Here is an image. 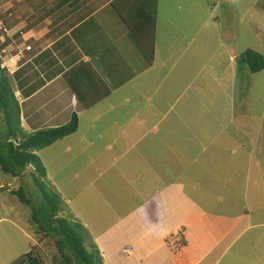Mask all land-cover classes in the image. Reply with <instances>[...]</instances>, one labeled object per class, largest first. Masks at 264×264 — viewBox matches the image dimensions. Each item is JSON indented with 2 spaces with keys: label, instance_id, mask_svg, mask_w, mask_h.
<instances>
[{
  "label": "rangeland",
  "instance_id": "rangeland-1",
  "mask_svg": "<svg viewBox=\"0 0 264 264\" xmlns=\"http://www.w3.org/2000/svg\"><path fill=\"white\" fill-rule=\"evenodd\" d=\"M5 1H9V5L15 3V10L19 11L24 5L20 0ZM155 1L154 13L157 23L153 61L139 46L136 53L137 59L141 61H135V48H131L129 43L136 46L137 42L112 8L104 9L95 18L98 40L114 41V36L121 29L126 34L129 33L123 39L121 48L125 63H128L127 55L131 56L133 63L129 64L132 68L125 69L122 77L125 84L118 88L113 87L114 81L104 77L103 80L111 90L110 96L90 110L81 108L78 116L79 129L75 134L37 153L46 168L47 181L68 204L69 211L66 212L81 221L88 231V236L98 242L97 248L101 250L103 264H168L171 253L160 241L159 233L163 227L168 230L171 225L165 219L158 218L156 227L154 223H148L150 229L138 234L142 237L140 245L133 250L135 253L132 252L133 248L131 249L133 236H130V243L123 244V230L135 212L133 208L143 202L140 197L143 196L142 192L140 198L133 197L132 194L125 195L123 192L126 184L120 168L126 161H131V154L128 156L126 150L131 146V149L143 158L156 157L159 163L177 161L175 157L173 159V152L164 145L168 141L181 142V139H185L184 149L191 155L196 153V141L192 139L193 136H189L188 129L196 127L192 123L194 117L228 116L226 128L230 135H224L227 137V143L231 144L229 153L235 151L231 165L240 172L242 179L249 181L246 187L244 184L247 182L241 185L240 182L235 183L215 174L221 160L211 156L210 164H214L211 167L210 180L221 177L227 184H209L212 197L201 201V204L198 200V207V202L195 200L193 203L190 199L187 203L182 201L174 208L173 213L160 207L173 218L177 210L181 216H189L191 212H188V208L190 203H193L191 218L193 219L195 210L199 209V225L196 224L194 231H187V234H194L197 236L196 240L198 234L203 236L207 230L212 233L215 231L213 229L225 221H238V228L226 240V245L236 240L230 249L222 256L216 251L213 261L211 258L203 259V254L200 262L192 261L193 264H264V71L252 74L241 61V55L248 49L264 54V0ZM3 11L0 9V14ZM18 22L19 20L15 21L9 15L6 16V26ZM85 27L86 25H83L81 30ZM3 31L0 28V36ZM89 45L96 58L109 61L111 56L100 51L101 47L94 38L89 40ZM13 52L12 48L8 51L11 54ZM118 56L114 58L116 62L122 59ZM8 61L5 62L6 67L14 64L12 69H15L16 61L10 60L11 65ZM141 62L142 64H137ZM103 65L109 66L105 63ZM144 65L147 67L146 72L143 70ZM105 66L101 68L108 71ZM111 67L118 69L117 71L126 68L123 64ZM12 69L10 70L13 71ZM139 72L144 73L130 81L125 78L128 73L135 75ZM231 93L234 94L235 100V103H232L233 109L231 99L227 98L233 95ZM138 95L141 97L136 99ZM240 112L250 114L252 124L257 127V136L249 128L240 134L231 123L232 114ZM39 114L42 116L44 111ZM141 119H146L148 124L141 126ZM158 119L159 127L155 126L156 130H152V125ZM63 120H66L65 117L51 120L44 126L50 127L59 123L62 125ZM204 121L209 122L212 133L219 135L221 123L215 124L217 121L211 119ZM128 123L130 124L127 125ZM27 130L28 133L33 132L29 126ZM141 132L143 134H140ZM214 133L208 145L213 144L218 151L225 144L221 141L224 135L216 137ZM207 137V134H203L200 138L205 147ZM188 140L192 141V146L188 145ZM240 143L245 144V147L254 146L252 151L256 159L248 160L247 149H242ZM170 147L173 146L170 144ZM132 155L135 156L133 153ZM187 156L181 158L180 162L188 161L190 157ZM200 163H203V160L196 157L194 172L197 179H201L202 175L204 177L207 170L205 164L201 167ZM247 164H250L251 168H247ZM222 168L223 166L221 171ZM189 169L180 167L179 175L183 176ZM112 171L115 172L114 177L110 175ZM26 179L31 180L29 176ZM19 182L18 179L0 171V187L17 189ZM190 187L191 183H187V188ZM30 216L29 207L21 204L16 197L10 196L9 191L0 192V219L3 218L0 221V264L14 263L30 251L31 246L37 247L39 252L42 251L38 243L40 236H37L27 223ZM136 219L143 220L144 217L139 213ZM262 224L263 226L256 227ZM183 235L185 236L186 232ZM105 239L107 241L104 242ZM144 242L148 249L141 246ZM208 244V241L201 243L198 252H207ZM126 245L128 250L124 251ZM41 255L44 264H51L44 251ZM146 255L148 258L143 259ZM236 257L239 258L238 261H235Z\"/></svg>",
  "mask_w": 264,
  "mask_h": 264
},
{
  "label": "crops",
  "instance_id": "crops-1",
  "mask_svg": "<svg viewBox=\"0 0 264 264\" xmlns=\"http://www.w3.org/2000/svg\"><path fill=\"white\" fill-rule=\"evenodd\" d=\"M20 1H22L24 5L19 11L15 10V3L9 5V1L0 0V9L4 10L3 13L0 14V25H3V27L1 25L0 28L4 30L1 32L0 36V58L3 63L2 67H5L12 75V83L15 85L14 87L17 94L16 97L18 98L22 109V124L26 130L28 126L32 129L30 131L33 132L42 128H48L49 126L45 127L44 124L51 120L62 119L63 117L66 119V122L63 120L62 125H64L69 121L72 113H77L78 115L81 113L79 102L62 79V75L72 67V64L76 65L80 62L90 63L102 79L106 77L111 82L114 81L113 87L118 88L125 84L122 77L125 73V69L132 68L129 63L132 64L133 61L131 56L127 55L126 62L128 63L124 62L123 49L121 47H123V39L127 37L129 33L126 34V32L121 29V31L117 32L114 36V41H102L96 38L98 31H95L97 21L95 18L98 17L99 13H101L104 8L109 6L108 4L112 0ZM21 4L22 3H20V5ZM7 15L15 21L19 20V22L17 24L6 26L5 19ZM99 20L103 21L104 19ZM83 25H86V27L81 30ZM93 38L101 47L100 51L111 56V58H108L109 61L95 57L94 51L89 45V40ZM129 46L135 48L133 51L135 61H141V59H137L138 54L136 52L139 50L138 45L136 44V46H134L129 43ZM27 47H30V49H26ZM11 48L14 51L12 54L8 53ZM116 55L122 57V59L117 60L118 62L114 60ZM6 60H9L8 64H10V60H12V62L16 61L15 69H12L14 68V64H10L11 67H6ZM104 63L109 66L103 65ZM122 64L126 67L122 68L123 71H117L118 69L111 67H119V65ZM137 64H142V62ZM103 66H105L108 71L103 70L101 68ZM143 70L145 72L147 71L145 65L143 66ZM115 73H117L118 76L115 77ZM142 73L144 72H139L135 75L128 73L125 78L130 81ZM95 87L96 86L92 85L90 88V85L87 86L86 84L82 86V93L86 94L91 101H94L102 94V90L100 88L95 90ZM140 97L141 95H138L136 99ZM227 98L228 100L229 98L231 99V108L233 109L232 103H235L234 94L232 96H227ZM40 111H44L42 116L39 114ZM134 112L136 111L134 110ZM209 119L217 121L214 122L215 124L220 125L221 123V132L219 135H215L213 132L216 137L224 134L230 135L228 128H226L229 121L228 116L210 115L207 118L194 117L192 123L196 127L188 129L189 136H193L192 139L196 141V153L191 155L188 150H185V139H181V142L178 140L168 141L167 144L164 145V147L170 152H173V159L175 157L177 161L159 163L156 161V157L154 159L148 156L147 158H143L137 151L131 149V146L126 150L128 156L131 154L129 157L131 161H126L127 163L125 162L120 168V171L123 173L124 183L126 184L124 185L123 192L125 195L132 194L133 197H139L141 192L143 194V196H140L143 198V202H141L139 206L133 208L135 212L128 220L126 229L123 230V237L125 238L123 244L130 243V236H133V243L131 246V249L133 248V253H135L133 251L135 250V247L139 246L141 243H139V241L142 236H138V234L145 233V231L150 229L148 223H154L156 227L159 223L158 218L165 219L171 223L168 230H165L164 227L160 230V241H162V237L174 230L184 228L186 236L192 241V245L188 246L185 250L186 255L191 261L196 262L199 260L200 262V258L203 254V259L211 258V261H213L215 259L214 255L216 251L222 256L236 241L233 240L231 244L226 245V240L239 226L238 221L236 220L229 222L225 221L221 226H217L213 229L215 231L212 233L207 230L203 236L198 234V240H196L197 236L194 234H192L193 236L187 234V231H194L193 227L196 224L199 225V209L195 210L193 219L191 218L192 211L194 210L192 205L195 203V200L196 202L199 200L201 204V201H207L212 197L209 184L213 182L227 184L221 177H216V179L210 180L211 167L213 166L212 164H214H210L211 156H215L217 159L221 160L215 170V174L224 176L229 181H235V183L240 182L241 185L247 182V180L241 178L240 172L231 165L233 164L232 155L235 151H232L231 154L229 153L231 144L227 143L226 135L221 138L222 143L225 144H223L218 151H216L217 147H214L213 144L210 146L208 145V141L211 140L213 133L209 128V122L206 123L204 120ZM254 119H256V117H254ZM145 120L146 119H141V126L148 124ZM159 120L160 119L152 125V130H156L157 127L155 126L159 125ZM230 121L234 124L236 130L240 131V134H243L248 128L253 132L257 130V127L252 124L250 114H244L241 112L236 113V115L232 114ZM245 122H247V124H244ZM34 124L37 125L34 126ZM129 124L130 123L127 125ZM62 125L59 123L58 125L55 124L49 128ZM140 134H143V132ZM203 134L209 136L205 138L207 144L206 147L200 141ZM240 139L242 141L243 137ZM191 142V140H188V145L192 146ZM170 144L173 147H170ZM240 144L242 149H247L246 157L248 160L256 159L253 157L252 151L254 146L245 147V144ZM146 152L149 151L146 150ZM207 152H209L208 155ZM132 153L135 156H133ZM187 155H189L190 159L188 161L180 162L181 158L188 157ZM196 157L203 160V163H200L201 167L205 164L207 169V175L205 174L204 177L202 175L201 179H197L194 172L196 171L194 170V161ZM189 161L192 162L190 163ZM222 166L223 168L221 171ZM180 167L184 169L190 168L189 172H185L183 176H180ZM246 167L251 168V165L247 164ZM110 175L114 177L115 172L112 171ZM248 182L244 184L245 187ZM187 183H191L190 189L187 188ZM239 190H241V188H239ZM189 199L193 201L188 208V212H191L189 216H186V214L181 216L179 210H177L173 218H171L170 215L162 209V207H164L170 210V213H173L172 211L176 206L182 201L187 203ZM198 205L199 202L196 207H198ZM155 208L156 210H154ZM139 213L143 215V220L136 219ZM2 219L3 218H1L0 221ZM191 219L192 221L190 224L189 221ZM261 226H263V224L257 225L256 227ZM105 241H107V239H105L104 242ZM207 241L209 242L207 252L200 254L198 252L199 246L201 243H206ZM94 242H96V240H94ZM96 245L98 247V242H96ZM127 246L128 245L124 247V251L128 250ZM141 246L148 249V247L145 246V242L141 244ZM194 254H198V256ZM193 255L195 258L192 260ZM147 258V255L143 257V259ZM238 260L239 258L236 257L235 261Z\"/></svg>",
  "mask_w": 264,
  "mask_h": 264
},
{
  "label": "trees",
  "instance_id": "trees-1",
  "mask_svg": "<svg viewBox=\"0 0 264 264\" xmlns=\"http://www.w3.org/2000/svg\"><path fill=\"white\" fill-rule=\"evenodd\" d=\"M155 0H112L104 6L112 8L126 24L137 45L151 60L155 57L156 16ZM245 68L256 74L264 71V54L252 49L241 55ZM0 58V171L18 179L17 189L0 187V192L9 191L21 204L30 208L27 220L29 227L40 236L38 243L50 259L51 264H103L94 239L81 221L76 220L58 190L49 183L47 171L38 152L55 142L75 134L79 129L77 113L62 126L44 128L28 133L22 124V109L16 97L12 75L2 68ZM71 93L83 110H90L101 100L110 96L111 90L90 63L80 62L62 75ZM100 88L102 94L94 101L82 93L83 85ZM29 176L31 180H27ZM51 185V186H50ZM55 188V189H54ZM69 211V210H68ZM179 228L162 237L165 248L171 253L168 264H193L185 253L192 241ZM42 251L31 246V250L12 264H44Z\"/></svg>",
  "mask_w": 264,
  "mask_h": 264
},
{
  "label": "built area",
  "instance_id": "built-area-1",
  "mask_svg": "<svg viewBox=\"0 0 264 264\" xmlns=\"http://www.w3.org/2000/svg\"><path fill=\"white\" fill-rule=\"evenodd\" d=\"M28 48V50L30 49V47H27Z\"/></svg>",
  "mask_w": 264,
  "mask_h": 264
},
{
  "label": "clouds",
  "instance_id": "clouds-1",
  "mask_svg": "<svg viewBox=\"0 0 264 264\" xmlns=\"http://www.w3.org/2000/svg\"><path fill=\"white\" fill-rule=\"evenodd\" d=\"M2 67V66H1ZM2 68H4V67H2ZM16 95V94H15Z\"/></svg>",
  "mask_w": 264,
  "mask_h": 264
}]
</instances>
